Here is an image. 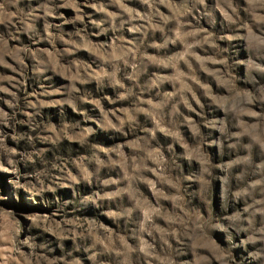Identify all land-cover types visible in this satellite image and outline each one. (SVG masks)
Masks as SVG:
<instances>
[{"label":"rangeland","instance_id":"374dc122","mask_svg":"<svg viewBox=\"0 0 264 264\" xmlns=\"http://www.w3.org/2000/svg\"><path fill=\"white\" fill-rule=\"evenodd\" d=\"M0 264H264V0H0Z\"/></svg>","mask_w":264,"mask_h":264}]
</instances>
